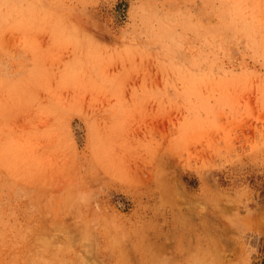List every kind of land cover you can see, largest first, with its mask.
Returning a JSON list of instances; mask_svg holds the SVG:
<instances>
[{
	"label": "rangeland",
	"instance_id": "1",
	"mask_svg": "<svg viewBox=\"0 0 264 264\" xmlns=\"http://www.w3.org/2000/svg\"><path fill=\"white\" fill-rule=\"evenodd\" d=\"M0 264H264V0H0Z\"/></svg>",
	"mask_w": 264,
	"mask_h": 264
}]
</instances>
